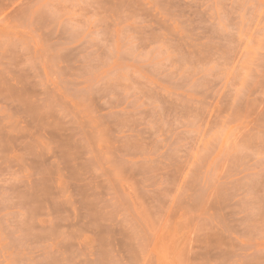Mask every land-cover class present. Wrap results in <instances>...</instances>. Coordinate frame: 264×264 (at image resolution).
Returning <instances> with one entry per match:
<instances>
[{
    "label": "rangeland",
    "instance_id": "obj_1",
    "mask_svg": "<svg viewBox=\"0 0 264 264\" xmlns=\"http://www.w3.org/2000/svg\"><path fill=\"white\" fill-rule=\"evenodd\" d=\"M0 264H264V0H0Z\"/></svg>",
    "mask_w": 264,
    "mask_h": 264
}]
</instances>
